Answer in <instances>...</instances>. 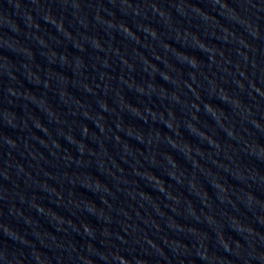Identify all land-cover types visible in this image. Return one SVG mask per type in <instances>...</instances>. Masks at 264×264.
<instances>
[{
	"label": "water",
	"instance_id": "1",
	"mask_svg": "<svg viewBox=\"0 0 264 264\" xmlns=\"http://www.w3.org/2000/svg\"><path fill=\"white\" fill-rule=\"evenodd\" d=\"M0 264H264V0H0Z\"/></svg>",
	"mask_w": 264,
	"mask_h": 264
}]
</instances>
